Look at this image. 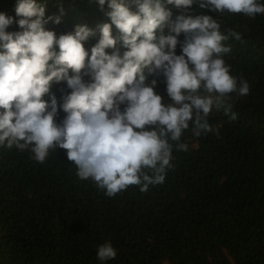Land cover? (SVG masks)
<instances>
[{"label": "trees", "instance_id": "1", "mask_svg": "<svg viewBox=\"0 0 264 264\" xmlns=\"http://www.w3.org/2000/svg\"><path fill=\"white\" fill-rule=\"evenodd\" d=\"M36 2L46 5L45 19L60 16L61 23L44 24L57 37L76 25L92 29L95 35L83 42L89 55L100 38L98 25L111 23L107 0L103 10L97 0ZM17 3L0 0V13L13 18L7 32L21 31ZM167 8L173 20L180 14ZM190 14L212 15L222 33L232 29L242 35L226 42L232 51L224 56L231 74L250 86L248 95L233 93L229 101L237 119L213 108L209 124L219 135L197 137L190 124L181 137L188 151L173 149L163 184L143 193L129 186L114 197L91 179L80 180L64 149L50 151L40 163L30 151L0 146V264H264V14L252 19L196 5ZM112 35H120L114 25ZM117 47L121 54L126 50ZM180 51L178 45L176 54ZM149 79H156L154 91L170 102L164 78ZM50 91L59 124L66 116L63 97L71 90L61 81ZM105 242L117 255L101 262L97 250Z\"/></svg>", "mask_w": 264, "mask_h": 264}, {"label": "clouds", "instance_id": "2", "mask_svg": "<svg viewBox=\"0 0 264 264\" xmlns=\"http://www.w3.org/2000/svg\"><path fill=\"white\" fill-rule=\"evenodd\" d=\"M97 2L103 10L106 0ZM167 5L180 12L174 20ZM193 5L252 19L264 14L260 0H107L111 23L98 25L100 38L89 55L83 42L95 32L76 25L57 37L44 24H59L60 16L45 19L46 5L36 0H18L21 31L7 32L13 18L0 13V146L30 151L40 163L50 151L64 149L77 177L91 179L108 197L133 185L143 193L163 184L173 149L188 151L181 137L189 125L197 137L219 135L209 124L213 108H223L234 121L232 94L250 91L224 60L232 51L226 42L240 41L241 33H222L212 15H191ZM112 25L119 36L112 35ZM118 44L126 49L122 54ZM154 74L164 78L170 102L154 91ZM61 81L71 91L63 97L66 116L58 124L50 89ZM116 255L110 242L98 247L101 262Z\"/></svg>", "mask_w": 264, "mask_h": 264}]
</instances>
